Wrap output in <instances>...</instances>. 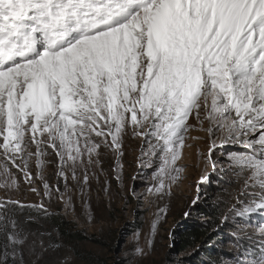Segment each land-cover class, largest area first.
I'll return each instance as SVG.
<instances>
[{"label": "snow or ice", "instance_id": "6c2138e0", "mask_svg": "<svg viewBox=\"0 0 264 264\" xmlns=\"http://www.w3.org/2000/svg\"><path fill=\"white\" fill-rule=\"evenodd\" d=\"M192 132L209 141L198 189L209 166L235 184L214 231L231 223L235 264H264V0H0V264H41L49 251H36L17 209L46 218L55 197L79 223L75 190L91 199L108 156L123 184L130 141L138 167L157 170L144 193L137 173L124 195H170L186 144L205 139ZM22 186L40 202L17 199Z\"/></svg>", "mask_w": 264, "mask_h": 264}, {"label": "rangeland", "instance_id": "374dc122", "mask_svg": "<svg viewBox=\"0 0 264 264\" xmlns=\"http://www.w3.org/2000/svg\"><path fill=\"white\" fill-rule=\"evenodd\" d=\"M192 136H201L205 139L191 142V147H186L182 152V162L186 166L185 175L181 181L173 185L170 195L158 199L151 194L148 198L136 199L124 195L133 187V177L140 174L141 179L136 181V190L144 193L149 186L146 181L151 174L156 171V165L148 169L138 167L137 157H139V142L130 141L125 150L124 157L119 163L122 166L123 184H119L113 171L117 161L108 156L104 163L105 172L101 175L100 181L92 183L91 199L85 203L80 198L79 190H75L73 203L75 206V216L79 218V223L65 216L63 203L55 197L50 203L49 212L59 211L64 217L75 226V230L83 232L84 239L79 242L78 252L72 248L73 245L58 236L54 229H49L50 225L40 224L38 229H26L31 233L30 241L35 242L36 251L39 253L41 247L47 248L48 254L41 260V264H56L62 260L65 252H69L75 258L76 264H207L198 260L202 258L195 247L183 250L180 248L179 240L181 234L189 228L192 223L207 219L199 215L196 207L190 206L197 197L199 191V201L208 199L207 192L211 191V186L207 181H212L217 185L233 186L229 183L230 175H225L219 171H213L209 166L207 173L209 179L200 185L197 182L205 172L200 153H207L209 141L204 132H192ZM241 149H238L239 151ZM222 153L217 151L216 157L220 158ZM179 163V162H178ZM226 178V182H220L218 176ZM50 183L57 181L56 165L50 164L48 167ZM107 176L110 182L109 197L104 191V177ZM62 183V182H61ZM39 187V184L37 185ZM123 189V191H121ZM123 197V198H121ZM23 203H39L41 197L28 191L27 186H22L17 196ZM206 202V201H205ZM191 210V215L185 217L184 213ZM93 217V222H89L88 217ZM102 218L103 222H102ZM253 222H260L259 217H253ZM39 224V223H38ZM155 225V227H154ZM226 236L222 237L219 246L227 245L234 250L233 255L226 252L217 251L218 260L214 264H235L237 251L234 247L235 242L231 237L233 232L232 224L229 223ZM49 233H52L49 236ZM60 244L63 251H58L56 245ZM144 248L146 254L138 255L135 248ZM249 251H252L249 247ZM27 258L36 264V257L29 254ZM196 260V261H193ZM214 261V260H213Z\"/></svg>", "mask_w": 264, "mask_h": 264}, {"label": "trees", "instance_id": "16d2710c", "mask_svg": "<svg viewBox=\"0 0 264 264\" xmlns=\"http://www.w3.org/2000/svg\"><path fill=\"white\" fill-rule=\"evenodd\" d=\"M238 149L239 148L233 146L229 150L237 151ZM213 175L215 177H221L219 180L220 182L227 183L225 177L216 174ZM207 184L212 187L211 191H213L214 194L208 191V199L205 200L206 202L199 201L198 205L195 206L199 210V215H203L207 217V219L192 223V225L181 234L179 244L182 251L192 247L196 248L197 245H200L199 253L202 255L203 259L199 257L197 259L207 264H214L215 261L218 260L216 253L219 252L217 251L226 252L228 255H233L234 253L232 247H226L227 245H218V243L222 241V237L226 236L230 225H226L218 232L214 231V229L216 227L215 222L220 217L221 212H227V207L220 203V199L223 198L226 200L228 197L225 190L231 191L235 185H217L212 181H207ZM17 212L19 213V219L25 222V227H28V229H39L40 224L45 226L46 224L47 226L50 225L49 229H54L59 237L73 245L72 248L77 252L79 251V242L84 239L83 232L75 230V226H73L71 222H69L59 211L49 212L50 214L46 218L42 212H38L33 208L17 209ZM30 216L33 218L31 221L28 220V217ZM230 241L233 242L234 240ZM0 243H3L2 238H0ZM78 254H80V252H78Z\"/></svg>", "mask_w": 264, "mask_h": 264}]
</instances>
